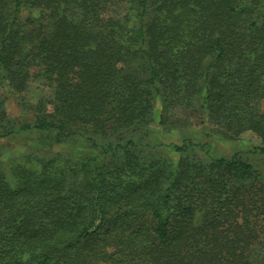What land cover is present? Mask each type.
Returning <instances> with one entry per match:
<instances>
[{
	"label": "trees",
	"instance_id": "obj_1",
	"mask_svg": "<svg viewBox=\"0 0 264 264\" xmlns=\"http://www.w3.org/2000/svg\"><path fill=\"white\" fill-rule=\"evenodd\" d=\"M159 100L262 143L152 156ZM263 101L264 0H0V138L88 145L0 168V264H264Z\"/></svg>",
	"mask_w": 264,
	"mask_h": 264
},
{
	"label": "rangeland",
	"instance_id": "obj_2",
	"mask_svg": "<svg viewBox=\"0 0 264 264\" xmlns=\"http://www.w3.org/2000/svg\"><path fill=\"white\" fill-rule=\"evenodd\" d=\"M52 90L47 88L39 80H35L21 97H11L8 102V112L11 116L20 118H32L33 105L43 96H50ZM264 110V101L261 104ZM156 116L162 112V102L159 100L156 104ZM201 111H191L186 107H170L167 111V122L160 124L158 122L151 128L150 139L164 145H159L153 150L152 156L166 155L172 161L177 163L180 158V152L175 150L173 144L182 145L186 139H193L196 142L208 141L211 144L210 152L214 156H230L236 151L247 150L256 145H260L261 138L254 132L247 131L238 136V139H230L227 136L215 131L213 124L209 119L200 113ZM157 117V118H158ZM217 129V127H216ZM43 135L33 134H14L13 136L0 138V168L7 176L13 169L22 166L43 165V160L51 152L66 153L71 156L88 148L87 142L81 138L75 140L72 144L48 143L44 146V154L38 152L40 148L39 141ZM172 144V145H169ZM253 164L259 167L261 176L258 180H264V163L258 159L252 158ZM253 217V216H250Z\"/></svg>",
	"mask_w": 264,
	"mask_h": 264
}]
</instances>
